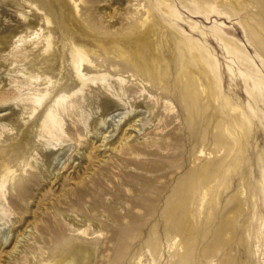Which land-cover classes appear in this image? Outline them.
I'll return each mask as SVG.
<instances>
[{"label":"rangeland","instance_id":"obj_1","mask_svg":"<svg viewBox=\"0 0 264 264\" xmlns=\"http://www.w3.org/2000/svg\"><path fill=\"white\" fill-rule=\"evenodd\" d=\"M259 1L0 0V264H264V58L240 25ZM73 44L82 74L126 80L136 136L99 84L57 103Z\"/></svg>","mask_w":264,"mask_h":264},{"label":"bare ground","instance_id":"obj_2","mask_svg":"<svg viewBox=\"0 0 264 264\" xmlns=\"http://www.w3.org/2000/svg\"><path fill=\"white\" fill-rule=\"evenodd\" d=\"M242 12L243 14H246L247 9L243 8ZM221 14L222 13L218 11L216 13L213 12L210 16L220 18ZM210 16L207 17L206 20L210 19ZM225 17L229 19V17L227 16ZM242 19L243 20L240 23V25L243 31V36L245 37L246 40V42H244L246 47L248 46L249 48V46H251L250 49L251 48L257 49L259 51V54L264 58V0H260L258 2L256 15L248 14L245 17H242ZM46 22L47 23L49 22L47 18H46ZM51 48H52V43L50 37L47 36L45 38L43 53L50 52ZM129 50L130 51H125L124 49L119 47L117 56L118 58H123L131 63H134L136 62L134 59L137 57L138 52L133 47L129 48ZM91 54H94V51L73 44L70 53V62L76 68V74L80 81V87L76 91H74L71 95H68L66 97L63 96L59 97L57 103L62 105V103L65 102V99L70 98L76 95L77 93L84 91L85 87H87L89 84H99L100 87L108 95H110L111 97H115L114 99L116 100V103L110 106V113H112L113 118L114 117L118 118L116 121L114 120L115 126L116 127L120 126V123H123V125H127L131 128L133 127L136 129V131H132V132H135L134 134L136 136V133L139 132L141 129H143L144 124L142 125V127H137V124H135L138 121L136 114L134 113L135 109L130 104L129 95H126V91L131 90V88L126 86L127 82L121 76H117V78L115 79L118 85V90H117V88L111 84L110 80L112 76H110L109 74L101 73L92 76H87L86 74H82V72L78 68L79 67H82L83 69L88 68L86 64L90 63L89 56ZM204 58L203 60L206 63H208L210 67H214L212 62L206 58V55L204 56ZM141 65H143L142 62ZM48 83H50V81H48ZM153 87H155V85ZM45 94L46 92L39 93L38 95L31 98L32 106L28 112H25L27 113L28 118L34 117L36 114L39 113L38 108H40V105L42 103V100L44 99ZM21 101L22 99L16 101L15 106H18L19 102ZM100 114H103V110L100 111ZM1 115L2 114H0V116ZM2 117H5V119L7 118V116L5 115H3ZM20 119L24 120L23 114L22 115L20 114ZM106 121L107 118L101 117L99 119V124L104 126ZM147 123H150V120ZM94 128L98 132L99 127L96 124ZM11 130L12 128L7 129L8 132ZM44 133L50 135L51 138L55 139L57 142L58 140H60L61 135L64 133L62 129V120L54 113L53 110H49L41 120L39 137H42ZM98 135L102 140V142L106 140L105 135L101 134L100 132L98 133ZM130 137L131 134L126 139ZM35 162H37V159H35ZM29 166L32 167L31 164H29ZM4 167L5 170L7 171L8 168L6 164H4ZM0 199L5 200L4 183L1 179H0ZM227 228L228 225H223L222 230H226ZM219 240L220 238H218L215 242H219ZM86 260H87L86 257L82 256L78 264H86ZM41 264H68V262L65 259L59 257L52 260H45Z\"/></svg>","mask_w":264,"mask_h":264}]
</instances>
